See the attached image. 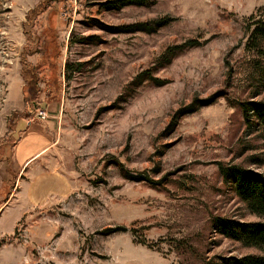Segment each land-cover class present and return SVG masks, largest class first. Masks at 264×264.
Returning <instances> with one entry per match:
<instances>
[{"label":"rangeland","instance_id":"374dc122","mask_svg":"<svg viewBox=\"0 0 264 264\" xmlns=\"http://www.w3.org/2000/svg\"><path fill=\"white\" fill-rule=\"evenodd\" d=\"M111 1L0 0V264H225L262 254L217 233L213 220H260L220 164L264 172L247 160L264 151L238 106L264 100L247 32L264 19V0L121 10ZM164 17L170 24L152 33L117 30ZM189 40L198 45L162 66L169 47ZM67 63L82 68L70 80ZM144 71L163 85H133ZM213 95L214 105L171 125ZM38 109L46 120L34 118ZM27 112L50 144L31 165L13 167L5 149Z\"/></svg>","mask_w":264,"mask_h":264},{"label":"trees","instance_id":"16d2710c","mask_svg":"<svg viewBox=\"0 0 264 264\" xmlns=\"http://www.w3.org/2000/svg\"><path fill=\"white\" fill-rule=\"evenodd\" d=\"M158 0H113L107 4L109 9L121 10L128 6L137 7H151L155 5ZM251 21L254 20L252 16ZM172 21L171 18L164 17L156 19L151 22L138 23L126 27H121L118 32H155L167 25ZM247 32L249 34L248 48L253 53L252 69L254 76L257 77L260 88L264 87V19L260 18L248 24ZM81 42L83 38L79 39ZM79 41V42H80ZM198 44L196 41L189 40L181 45L169 47L162 56V66L170 64L174 58L186 49L196 47ZM230 67V64H228ZM27 71H30V66H27ZM81 64L67 63L65 65V77L67 80L72 78V75L76 72L81 71ZM26 71V72H27ZM233 72V68L230 67L228 75ZM230 78V76H229ZM151 80L155 85H163V82L157 78H154L149 71H144L139 74L133 85L140 86L146 80ZM259 95V94H257ZM34 92L31 97H34ZM219 96L213 95L207 99H195L193 103L187 107L179 110L174 116L171 125L174 127L179 120L187 115L199 111L201 108L214 105ZM26 104H29V99L25 98ZM240 112L242 114L243 121L247 125V129L252 134H255L257 141L262 142V151H264V100H255L251 98L248 101L241 102L239 105ZM27 114V115H26ZM23 116L27 119L32 118V113L27 112ZM22 117V118H23ZM248 150H257L255 146L250 143L247 144ZM249 163L252 165H264V156H249L247 158ZM220 171L223 180L230 186L231 191L244 203L247 209L260 220L254 222H239L230 218L216 217L213 220V227L217 233L232 240L241 243L244 247L255 248L262 252L259 255H246L239 258H234L230 261H225V264H264V172L256 171L248 166L244 165L243 162L240 164H220ZM128 179L134 181H148L152 183L146 176H138L133 174H126ZM124 228L111 230L108 233H114Z\"/></svg>","mask_w":264,"mask_h":264},{"label":"crops","instance_id":"0c3cea01","mask_svg":"<svg viewBox=\"0 0 264 264\" xmlns=\"http://www.w3.org/2000/svg\"><path fill=\"white\" fill-rule=\"evenodd\" d=\"M25 120V125L20 128V123ZM20 136L13 145L5 149V155L10 157L12 155L13 167H27L32 164L50 144V137L46 134L45 130L35 122V120L21 118L17 125ZM20 185L18 181L16 187ZM9 200V199H8Z\"/></svg>","mask_w":264,"mask_h":264},{"label":"built area","instance_id":"2783aa9c","mask_svg":"<svg viewBox=\"0 0 264 264\" xmlns=\"http://www.w3.org/2000/svg\"><path fill=\"white\" fill-rule=\"evenodd\" d=\"M34 118L38 120H46L48 118V113L43 109H38L34 115ZM34 118L32 117L31 120H34Z\"/></svg>","mask_w":264,"mask_h":264}]
</instances>
